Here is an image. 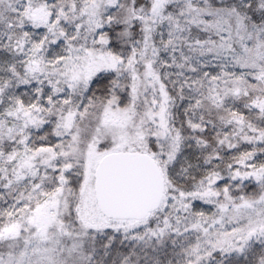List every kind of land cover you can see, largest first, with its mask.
I'll return each instance as SVG.
<instances>
[{"label": "snow or ice", "instance_id": "snow-or-ice-1", "mask_svg": "<svg viewBox=\"0 0 264 264\" xmlns=\"http://www.w3.org/2000/svg\"><path fill=\"white\" fill-rule=\"evenodd\" d=\"M0 264H264V0H0Z\"/></svg>", "mask_w": 264, "mask_h": 264}]
</instances>
